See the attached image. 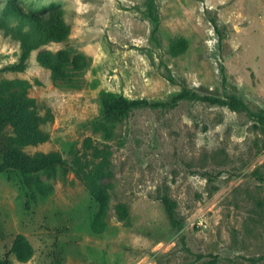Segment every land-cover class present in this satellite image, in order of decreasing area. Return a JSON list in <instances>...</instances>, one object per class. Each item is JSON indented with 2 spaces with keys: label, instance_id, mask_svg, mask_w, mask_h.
Masks as SVG:
<instances>
[{
  "label": "rangeland",
  "instance_id": "374dc122",
  "mask_svg": "<svg viewBox=\"0 0 264 264\" xmlns=\"http://www.w3.org/2000/svg\"><path fill=\"white\" fill-rule=\"evenodd\" d=\"M14 0H0V16ZM48 18L63 11L69 41L25 53L0 30V95L25 88L49 140L25 152H59L71 162L92 138L111 156L105 215L68 169L23 176L0 173V258L10 264H264V0H15ZM94 11L81 19L77 7ZM104 27L93 23L104 8ZM110 9V11H108ZM11 21V20H10ZM187 50L173 57L174 39ZM75 51L83 69L63 66L54 81L44 52ZM88 59V60H87ZM158 103L121 119L105 114L100 94ZM228 100L236 112L185 97ZM90 155V152L87 153ZM177 203L175 231L162 197ZM129 217L120 220L116 207ZM102 229L95 232L92 225ZM24 236L32 258L8 255Z\"/></svg>",
  "mask_w": 264,
  "mask_h": 264
},
{
  "label": "trees",
  "instance_id": "16d2710c",
  "mask_svg": "<svg viewBox=\"0 0 264 264\" xmlns=\"http://www.w3.org/2000/svg\"><path fill=\"white\" fill-rule=\"evenodd\" d=\"M155 11V1L151 0L148 16L156 24L154 36L158 32L159 23ZM0 30L21 44L24 50L23 59H25V53L28 51L52 43L59 44L69 41L72 27L66 23L62 10H58L48 18H42L35 13L24 12L14 0L5 7L0 16ZM70 48L71 50L67 52H44L38 57L39 62L51 70L54 81L61 77L63 66L69 67L72 71L81 70L85 66L78 63V55L84 53L75 51L76 49L71 46ZM187 48V40L177 38L170 44V53L173 57H177L183 54ZM100 97L105 114L116 119L123 118L136 108L160 106L158 103H151L147 100L130 101L105 91L101 92ZM185 97L197 99L210 105L226 106L236 112L247 111L246 105L235 97L228 100L207 96L196 97L189 91H184L178 96V98ZM47 120L48 113L41 115L39 104L36 99L28 96L25 88H16L6 95H0V173L15 170L23 176H29L55 167H60L64 173L71 169L90 195L100 204V214L105 215L109 208L112 186L103 180L111 174L109 160L111 153L106 148H100L92 138L85 140L82 154L75 156L70 163L59 152H38L33 155L26 153V147L36 146L49 140V133L44 127ZM259 120L264 131L263 118L260 117ZM88 152L90 155H87ZM162 204L171 227L175 231L181 230L183 222L180 221L176 211L177 203L165 194L162 197ZM116 211L120 220H126L129 217V210L123 204L118 205ZM92 229L95 232L102 230L98 229L95 224L92 225ZM33 253L29 241L19 235L13 241L8 255L14 256L19 262L26 263L32 258ZM0 264H10L8 257L0 258Z\"/></svg>",
  "mask_w": 264,
  "mask_h": 264
},
{
  "label": "crops",
  "instance_id": "0c3cea01",
  "mask_svg": "<svg viewBox=\"0 0 264 264\" xmlns=\"http://www.w3.org/2000/svg\"><path fill=\"white\" fill-rule=\"evenodd\" d=\"M109 2H111V6H113V4L116 2V0H108ZM108 11H110V9L108 10ZM77 12H78V14H79V17L82 19L83 18V16L85 15V14H88V15H86V17L88 18V19H90V17H89V15H91V13L92 12H94V11H92V10H90L88 7H77ZM95 12H96V15L97 16H95L94 17V19H93V23L96 25V26H98V28H102V27H104V22H105V16H104V14L107 12V9H105V7L104 8H102L101 10L100 9H97V10H95Z\"/></svg>",
  "mask_w": 264,
  "mask_h": 264
}]
</instances>
